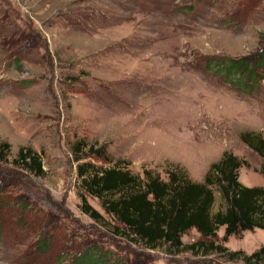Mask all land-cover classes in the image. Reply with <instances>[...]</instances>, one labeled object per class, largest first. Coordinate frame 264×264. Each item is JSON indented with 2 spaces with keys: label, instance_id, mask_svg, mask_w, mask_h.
I'll list each match as a JSON object with an SVG mask.
<instances>
[{
  "label": "rangeland",
  "instance_id": "obj_1",
  "mask_svg": "<svg viewBox=\"0 0 264 264\" xmlns=\"http://www.w3.org/2000/svg\"><path fill=\"white\" fill-rule=\"evenodd\" d=\"M263 47L264 0H0V140L9 145L0 185L12 204L23 199L49 214L57 242L44 251L39 229L12 217L0 264H68L84 245L105 251L109 264H242V253L264 246L258 228L222 241L221 226L212 240L225 251L142 250L80 212L75 173L81 161L161 177L179 165L200 181L227 151L246 161L239 182L264 185L262 159L239 137L264 139V70L248 89L206 64L252 59ZM20 147L38 154L42 176L15 160ZM197 238L193 229L181 236Z\"/></svg>",
  "mask_w": 264,
  "mask_h": 264
},
{
  "label": "trees",
  "instance_id": "obj_2",
  "mask_svg": "<svg viewBox=\"0 0 264 264\" xmlns=\"http://www.w3.org/2000/svg\"><path fill=\"white\" fill-rule=\"evenodd\" d=\"M251 58L222 56L213 61L209 59L206 64L226 80L239 82L249 89L256 83L257 70H264V47ZM239 137L262 159L260 172H264V139L252 131H243ZM77 144L74 145L76 153L81 150ZM88 149L94 155L101 152V149ZM8 151V143L0 140V160ZM79 158L75 156V161ZM15 160L33 176L44 173L40 157L29 147L18 148ZM241 165H246V161L223 151L217 160L208 164L202 179L196 181L179 165L166 167L161 177L148 169L138 174L117 164L96 166L89 161L77 162L78 209L112 236L142 250L163 249L168 254L188 251L199 255L225 251L212 240L218 227H223L222 241L253 228L264 231V185L246 186L239 182L237 170ZM3 180L4 176L0 175V182ZM5 182L0 185V234L13 217V224L26 222L39 229L43 235L41 244L46 245L44 251H47V245L57 243L50 232L54 224H50L49 214L23 199L18 202L16 199L12 204L3 191ZM87 195L98 201L102 213L87 202ZM191 229L197 232L198 238L191 243L182 242L181 236ZM37 243L34 242L35 246ZM73 252L68 264H109L110 257L95 245H84ZM64 254L66 251H59L58 258L64 260ZM237 254L228 252V255ZM236 259L242 264H264V246L249 254L242 253Z\"/></svg>",
  "mask_w": 264,
  "mask_h": 264
}]
</instances>
